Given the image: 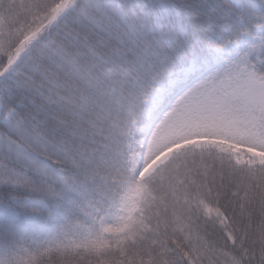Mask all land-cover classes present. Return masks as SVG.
<instances>
[{"label": "snow or ice", "instance_id": "obj_1", "mask_svg": "<svg viewBox=\"0 0 264 264\" xmlns=\"http://www.w3.org/2000/svg\"><path fill=\"white\" fill-rule=\"evenodd\" d=\"M0 264H264V0H0Z\"/></svg>", "mask_w": 264, "mask_h": 264}]
</instances>
